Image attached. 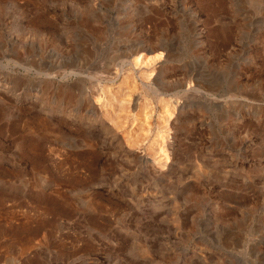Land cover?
Returning a JSON list of instances; mask_svg holds the SVG:
<instances>
[{
    "label": "rangeland",
    "instance_id": "rangeland-1",
    "mask_svg": "<svg viewBox=\"0 0 264 264\" xmlns=\"http://www.w3.org/2000/svg\"><path fill=\"white\" fill-rule=\"evenodd\" d=\"M0 264H264V0H0Z\"/></svg>",
    "mask_w": 264,
    "mask_h": 264
},
{
    "label": "bare ground",
    "instance_id": "bare-ground-1",
    "mask_svg": "<svg viewBox=\"0 0 264 264\" xmlns=\"http://www.w3.org/2000/svg\"><path fill=\"white\" fill-rule=\"evenodd\" d=\"M161 58V57H163L162 56V53H160V54H157V55H154V56H146L145 57V54H143V53H139L135 58H134V60L131 62V63H129V64H132L134 67H135V69H138V65L140 64V63H146L147 61H148V59L149 58ZM159 60V59H158ZM118 76V75H117ZM121 99V98H120ZM143 119V118H142ZM146 121V120H145ZM137 127V126H136ZM137 137H138V135H137ZM127 138H129V137H126V139ZM135 138V137H134ZM137 139V138H136ZM138 141V140H137ZM133 147V146H132ZM158 161V160H157Z\"/></svg>",
    "mask_w": 264,
    "mask_h": 264
}]
</instances>
